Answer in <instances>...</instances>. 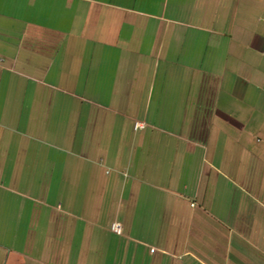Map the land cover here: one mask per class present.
<instances>
[{
  "label": "crops",
  "instance_id": "0c3cea01",
  "mask_svg": "<svg viewBox=\"0 0 264 264\" xmlns=\"http://www.w3.org/2000/svg\"><path fill=\"white\" fill-rule=\"evenodd\" d=\"M0 264H264V0H0Z\"/></svg>",
  "mask_w": 264,
  "mask_h": 264
},
{
  "label": "built area",
  "instance_id": "2783aa9c",
  "mask_svg": "<svg viewBox=\"0 0 264 264\" xmlns=\"http://www.w3.org/2000/svg\"><path fill=\"white\" fill-rule=\"evenodd\" d=\"M143 123L142 122H137L136 123V128L142 127ZM111 229L116 232V233H121L122 232V225L119 222H115L112 224Z\"/></svg>",
  "mask_w": 264,
  "mask_h": 264
}]
</instances>
